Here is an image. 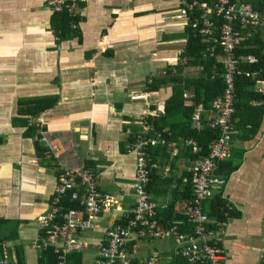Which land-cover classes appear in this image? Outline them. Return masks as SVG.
Here are the masks:
<instances>
[{
    "label": "crops",
    "instance_id": "obj_1",
    "mask_svg": "<svg viewBox=\"0 0 264 264\" xmlns=\"http://www.w3.org/2000/svg\"><path fill=\"white\" fill-rule=\"evenodd\" d=\"M180 2L86 0L77 10L79 34L60 39L47 0H0V243L10 258L17 259L19 249L24 264H45L43 249L34 245L36 217L48 208L64 165L91 166L99 190L112 199L81 234L87 242L78 250L84 264L94 262V244L135 204V152L127 143L144 115L163 110L171 94L169 85L147 91L146 80L174 63L185 43L187 19ZM196 70L186 67L185 75ZM54 94L57 103L35 123L43 118V129L61 147L58 157L40 141L43 149L37 151V139L26 135V117L17 104ZM179 143L174 155L171 144L155 146L149 189L158 209L173 216L184 212L196 161ZM217 167L225 182L214 192L222 191L237 211L226 225L213 224L226 260L257 264L264 243V114L254 132L249 125L233 127L229 154ZM153 239L165 241L163 249L153 246L148 254L140 253ZM173 247L171 239H132L127 250L136 260L156 254L169 264L180 256L171 254Z\"/></svg>",
    "mask_w": 264,
    "mask_h": 264
},
{
    "label": "built area",
    "instance_id": "obj_2",
    "mask_svg": "<svg viewBox=\"0 0 264 264\" xmlns=\"http://www.w3.org/2000/svg\"><path fill=\"white\" fill-rule=\"evenodd\" d=\"M86 0H47V6L52 12L68 10L75 14L79 5ZM181 16L187 22L193 16L192 25L201 33L216 41L219 39L223 61L226 64L224 73L225 87L213 105L214 114L207 119V124L217 129L218 136L210 143L209 153L196 159L192 167L193 198L185 207V214L194 225L192 231H182L183 221L176 220L170 225L160 223L158 204L151 197L147 184L153 163L148 160V146L165 143V139L153 128L151 122L143 121L140 128L134 132L132 141L127 147L135 152V204L123 214L125 221L108 227L105 239L96 242V258L90 264H162L156 254L144 259L136 260L128 252L127 247L132 239L143 240L151 238L171 239L175 247L171 254L180 255L191 263L199 264H230L226 260V249L219 243V227L213 224L226 225L227 220L210 218L204 211V202L212 197L216 187H222L225 178L218 175L216 166L220 159L227 156L230 150L232 126L231 115L234 112L233 98L235 95V75L244 70L240 67L241 59L254 60L253 53L239 55L238 47L244 39L251 37V29L264 25V9L256 10L250 3L235 0H215L207 5L200 0L180 2ZM223 20L219 27V38H215L217 24L211 16ZM76 26V23H72ZM210 53L214 46L209 47ZM183 47L177 51L176 60L185 62L187 58L181 56ZM165 69L161 70L164 73ZM245 75L255 72L244 70ZM151 81V77L148 82ZM257 82L256 90L264 95V85ZM259 85V86H258ZM194 125L202 124L199 110L193 115ZM43 118L36 119L38 134L35 139L44 143L53 154L58 157L61 149L56 139L43 129ZM187 143L192 144L195 151L200 145L193 137ZM173 149L170 155L177 152L176 141H171ZM55 182L49 206L36 217L37 235L34 245L40 249L50 247L55 254V264H69V255L87 246L81 237L87 229L93 226V218L110 207L111 196L102 193L97 185L95 170L84 164L64 165ZM69 201H77V207H67L65 197ZM0 253V264H18L17 259L10 258L7 246L3 243ZM257 264H264V243L259 249Z\"/></svg>",
    "mask_w": 264,
    "mask_h": 264
},
{
    "label": "trees",
    "instance_id": "obj_3",
    "mask_svg": "<svg viewBox=\"0 0 264 264\" xmlns=\"http://www.w3.org/2000/svg\"><path fill=\"white\" fill-rule=\"evenodd\" d=\"M193 2L195 0H187ZM207 5H212L215 0H200ZM237 2L250 3L254 9H264V0H235ZM79 13L71 14L67 9L64 11L53 12L51 17V26L54 33L58 38H68L79 34ZM217 29L215 38H219V27L222 25L223 20L215 16ZM193 16L187 22L184 29L186 37L183 45L181 56H185L187 60H176L174 63L167 64L164 73H159L157 76H152L151 81L146 80V90L153 92L157 91L160 87L171 86V94L164 102V108L155 114H145L142 118L143 121L151 122L153 128L165 139L162 145L170 144L171 141H176L175 147L177 148L182 142L193 153V158L196 160L209 153L210 143L218 136V131L207 124V119L214 114V101L222 94L225 87L224 73L226 64L223 61L221 45L219 39H211L201 33L198 28L193 27ZM75 22L76 26L72 23ZM264 25L252 28V35L248 39H244L237 49L239 55L253 53L254 60L241 59L239 65L244 70L255 72L254 75H245L244 70L236 73L235 75V95L233 98L234 112L231 115L232 129L235 125H249L250 131H255L259 128L261 117L264 114V95L255 89V84L264 82V36L262 29ZM214 46V50L210 53L209 47ZM190 66L198 67L194 75H185V68ZM186 93H190L189 96ZM187 100L190 102L187 103ZM58 101V95H45L38 97H30L27 99H19L17 104L19 113L26 117L27 132L26 135L34 137L38 134V127L35 124V118L41 112L52 108ZM196 110H199L202 124L198 127L194 125L193 115ZM251 117V119H250ZM256 117V121H254ZM124 119L128 118L123 116ZM234 125V126H233ZM233 131V130H232ZM134 134V133H133ZM133 134L129 137L132 141ZM195 138L200 145V150H193V146L187 143L189 138ZM232 138V132L230 142ZM0 139H2L0 137ZM36 142V149H43L38 140ZM158 145V144H156ZM156 145L148 146V160L153 163V150ZM170 153V151H169ZM219 165V161L217 163ZM234 165H230L233 168ZM217 167V166H216ZM219 174L218 167L215 168ZM152 171V167H151ZM192 176V173H191ZM151 178V172H150ZM147 189H150V179L147 184ZM187 204L193 198L192 180L190 177V186L188 193L183 196ZM64 204L67 207H77V201H69L68 196L64 199ZM186 204V206H187ZM185 206V207H186ZM165 210V209H164ZM164 210L158 209L157 217L160 223L170 225L176 220H181L184 224L181 226L182 231H192L194 225L189 221L187 215L182 212L176 215L166 214ZM185 210V209H184ZM164 211V212H163ZM204 211L211 218L217 220L229 219V217L237 214V211L229 207L226 197L223 192H217L212 197L204 202ZM165 213V214H164ZM124 218L118 222L123 223ZM217 223V222H216ZM215 223V224H216ZM1 245V243H0ZM2 245L0 246V253ZM18 264L23 263V255L16 250ZM42 255L46 256L45 264H55L56 257L50 247L43 249ZM69 264H84L82 262V253L72 252L69 255ZM169 264H199L191 263L182 256L171 257Z\"/></svg>",
    "mask_w": 264,
    "mask_h": 264
},
{
    "label": "rangeland",
    "instance_id": "obj_4",
    "mask_svg": "<svg viewBox=\"0 0 264 264\" xmlns=\"http://www.w3.org/2000/svg\"><path fill=\"white\" fill-rule=\"evenodd\" d=\"M163 242H165V241L160 240V239H153L151 241H148V242L144 243V245H143L144 250L141 251L140 253L148 254V252H151V248L153 246H158V249H163V247H164V243Z\"/></svg>",
    "mask_w": 264,
    "mask_h": 264
}]
</instances>
